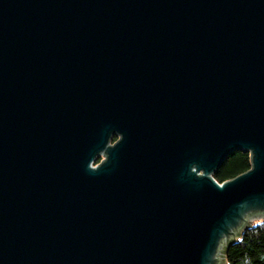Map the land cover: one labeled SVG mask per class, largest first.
<instances>
[{
  "label": "water",
  "instance_id": "95a60500",
  "mask_svg": "<svg viewBox=\"0 0 264 264\" xmlns=\"http://www.w3.org/2000/svg\"><path fill=\"white\" fill-rule=\"evenodd\" d=\"M258 219L264 0H0V264H225Z\"/></svg>",
  "mask_w": 264,
  "mask_h": 264
},
{
  "label": "trees",
  "instance_id": "16d2710c",
  "mask_svg": "<svg viewBox=\"0 0 264 264\" xmlns=\"http://www.w3.org/2000/svg\"><path fill=\"white\" fill-rule=\"evenodd\" d=\"M251 169L248 153L236 151L224 160L213 175L222 184L247 173ZM225 264H264V222L253 225L244 231L236 241L227 245L224 253Z\"/></svg>",
  "mask_w": 264,
  "mask_h": 264
},
{
  "label": "flooded vegetation",
  "instance_id": "af4514ba",
  "mask_svg": "<svg viewBox=\"0 0 264 264\" xmlns=\"http://www.w3.org/2000/svg\"><path fill=\"white\" fill-rule=\"evenodd\" d=\"M117 141H118V138H117V137H115V136L111 137V138L109 139V146H110V145L113 146V145L115 144V142H117ZM104 160H105V155H103V156L100 158L99 163L101 164ZM99 163H98V164H99Z\"/></svg>",
  "mask_w": 264,
  "mask_h": 264
},
{
  "label": "rangeland",
  "instance_id": "374dc122",
  "mask_svg": "<svg viewBox=\"0 0 264 264\" xmlns=\"http://www.w3.org/2000/svg\"><path fill=\"white\" fill-rule=\"evenodd\" d=\"M261 222H264V219H263V220H262V219H258V220H255V221L253 220V223L250 225V227L253 226V225H256V224H258V223H261ZM247 228H249V227H247ZM247 228H246V229H247ZM244 230H245V229H244ZM244 230H243V231H244Z\"/></svg>",
  "mask_w": 264,
  "mask_h": 264
},
{
  "label": "built area",
  "instance_id": "2783aa9c",
  "mask_svg": "<svg viewBox=\"0 0 264 264\" xmlns=\"http://www.w3.org/2000/svg\"><path fill=\"white\" fill-rule=\"evenodd\" d=\"M119 140V139H118Z\"/></svg>",
  "mask_w": 264,
  "mask_h": 264
}]
</instances>
